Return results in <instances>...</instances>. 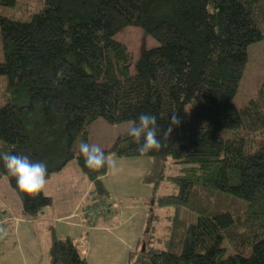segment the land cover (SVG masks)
Masks as SVG:
<instances>
[{
    "label": "trees",
    "instance_id": "16d2710c",
    "mask_svg": "<svg viewBox=\"0 0 264 264\" xmlns=\"http://www.w3.org/2000/svg\"><path fill=\"white\" fill-rule=\"evenodd\" d=\"M42 2L29 21L0 14V152L45 162L47 179L76 163L93 188L86 214L101 216L89 215L100 204L108 215L107 167H87L79 145L90 144L100 121L128 125L103 150L149 160L142 182L154 187V208L175 210L163 232V220L151 214L129 264H264V80L237 105L249 47L264 40V0ZM16 3L0 0V8ZM127 28L157 43L136 62L117 40ZM141 113L157 117L158 150L140 153L128 135ZM172 114L180 123L168 133ZM167 159L173 167L161 177ZM158 178L176 193L155 195ZM0 179L20 198L24 218L36 219L51 206L42 191L21 192L2 162ZM221 196L246 205L243 219L218 210ZM8 220L0 211V247ZM48 256L50 264H87L71 239L54 234Z\"/></svg>",
    "mask_w": 264,
    "mask_h": 264
},
{
    "label": "crops",
    "instance_id": "0c3cea01",
    "mask_svg": "<svg viewBox=\"0 0 264 264\" xmlns=\"http://www.w3.org/2000/svg\"><path fill=\"white\" fill-rule=\"evenodd\" d=\"M97 125L90 144L108 149L114 136L105 138L102 125ZM111 158L116 168H107L102 179L108 193V215L86 214L93 188L74 162L47 179L42 192L52 204L32 220L23 217L20 198L5 179H0V211L9 218L7 241L0 247V264H50L52 234L57 239H71L87 264H129V254L138 249L151 224V214L156 211L151 202L153 187L142 182L152 163L147 159ZM83 199L87 206L80 215L76 210ZM171 209H159L161 232L167 219L175 214ZM159 231L158 237L162 235Z\"/></svg>",
    "mask_w": 264,
    "mask_h": 264
},
{
    "label": "rangeland",
    "instance_id": "374dc122",
    "mask_svg": "<svg viewBox=\"0 0 264 264\" xmlns=\"http://www.w3.org/2000/svg\"><path fill=\"white\" fill-rule=\"evenodd\" d=\"M42 7V0H17V3L13 8H0V14L2 16L9 17L18 21H29L31 16L35 13H38L42 9ZM117 40L126 46L128 51L133 56L134 62H136V60L138 59L140 51L142 49L157 46V43L152 38L144 35V33L138 28H127L117 36ZM248 56L250 58V62L243 80V84L242 86H240L241 88L239 87L240 91L237 98V105L239 107L244 106L246 102L255 95V92L258 90L261 82L264 80V40L249 47ZM4 87L5 80L4 78L0 77V105L2 104L1 92ZM99 125H102L103 127L105 138H108V136H114L115 138L118 134L122 133L128 128V125L120 126L118 128H112L103 121H100L97 127ZM93 134L95 133L93 132ZM258 137L260 136L253 137V140L257 139ZM171 167H173V164L170 159H167L162 166L160 176H166L165 174L168 173ZM157 183L158 185L155 189V195H171L176 193V189H174L173 186L170 185V182L168 180L162 181L158 178L157 180H155V182L153 181V184ZM91 197H94V194H92ZM86 206L87 202H84L83 199L81 204L77 207L76 213L79 212V214L81 215L82 210H84ZM216 206L218 210H228L235 217L237 216L242 219L246 211V205L243 202L225 196H221L220 198H218ZM162 213L164 212H161V214ZM155 214L159 216L158 208L156 209ZM154 226L157 228V230L159 229L158 225L155 224Z\"/></svg>",
    "mask_w": 264,
    "mask_h": 264
},
{
    "label": "clouds",
    "instance_id": "9594fccd",
    "mask_svg": "<svg viewBox=\"0 0 264 264\" xmlns=\"http://www.w3.org/2000/svg\"><path fill=\"white\" fill-rule=\"evenodd\" d=\"M130 123L128 135L134 138L140 153H148L161 148L162 143L158 136L156 115L141 113L136 120ZM179 123L177 114H172L167 132L171 133L172 127ZM79 151L84 157L85 165L89 168L107 167L113 170L116 168V161L98 144L82 141L79 145ZM0 162L15 177L16 186L21 192L27 195H35L45 187L48 174L45 162L33 161L27 155L9 152H0Z\"/></svg>",
    "mask_w": 264,
    "mask_h": 264
},
{
    "label": "built area",
    "instance_id": "2783aa9c",
    "mask_svg": "<svg viewBox=\"0 0 264 264\" xmlns=\"http://www.w3.org/2000/svg\"><path fill=\"white\" fill-rule=\"evenodd\" d=\"M92 214H102L104 215L105 214V211H104V208L102 205L98 204V205H95L91 211L89 212V215H92ZM3 239V235H2V232L0 230V241Z\"/></svg>",
    "mask_w": 264,
    "mask_h": 264
}]
</instances>
